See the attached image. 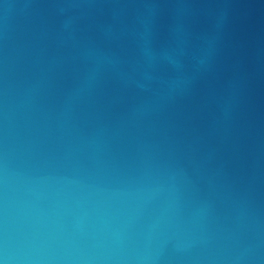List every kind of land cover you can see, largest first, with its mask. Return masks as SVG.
<instances>
[{"label":"water","instance_id":"water-1","mask_svg":"<svg viewBox=\"0 0 264 264\" xmlns=\"http://www.w3.org/2000/svg\"><path fill=\"white\" fill-rule=\"evenodd\" d=\"M0 264H264V0H0Z\"/></svg>","mask_w":264,"mask_h":264}]
</instances>
